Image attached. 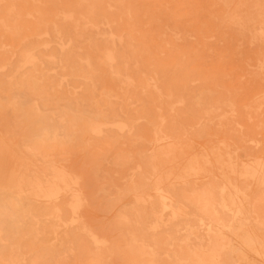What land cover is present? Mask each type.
I'll list each match as a JSON object with an SVG mask.
<instances>
[{
    "label": "bare ground",
    "instance_id": "1",
    "mask_svg": "<svg viewBox=\"0 0 264 264\" xmlns=\"http://www.w3.org/2000/svg\"><path fill=\"white\" fill-rule=\"evenodd\" d=\"M35 1L0 7V27L16 29L21 13L32 15L16 7ZM54 1L60 4L49 17L33 12L17 59L0 63L8 66L0 107L15 118L10 140L25 157L15 195L0 192V255L8 259L0 264H63L61 256H81L75 264H112L114 250L80 214L83 177L65 167L70 152L89 148L90 137L100 134L96 166L108 160L118 174L105 175L108 187L96 195L108 208L119 205L111 221L121 233L126 263L187 264L193 258L199 264H264V151L237 163L230 134L203 140L202 116L210 114L212 121L217 109L204 105L201 95L178 92L188 77L174 85L181 77L172 72L164 86L129 75V50L100 30L110 21L103 7L124 12L127 0ZM185 1L190 13L208 10L200 24L212 33L203 38L239 26L234 35L243 40L247 22L255 23L263 9V0ZM81 36L96 56L80 51ZM52 38L57 45L49 48ZM102 71L110 76L103 78ZM175 101L187 105L175 111ZM51 221L62 226L59 238H51Z\"/></svg>",
    "mask_w": 264,
    "mask_h": 264
},
{
    "label": "rangeland",
    "instance_id": "2",
    "mask_svg": "<svg viewBox=\"0 0 264 264\" xmlns=\"http://www.w3.org/2000/svg\"><path fill=\"white\" fill-rule=\"evenodd\" d=\"M13 3L20 5V0H0V7ZM59 4L54 0H37L27 3L26 7L17 6V11L30 10L32 15L21 13L16 29L0 27V63L17 59L21 47L20 40L29 33L28 21L33 20L35 11L49 17L52 9ZM262 5V14L257 21L247 22L243 40L234 35L241 30L239 26H232L222 34L203 38L205 30L202 29L200 22L207 20L208 10L194 8L196 13H190L187 11L185 0H127L124 12L116 5L103 7L104 11L108 12L110 21L101 23L100 30L107 35L112 33L116 38H121V45H125L129 50L134 62L133 65H129L128 72L135 81L148 78L150 82L167 86V80L172 72L181 77V80L173 83L174 85L184 82V78L188 77L187 86L180 88L178 92L201 95L204 105L217 109L212 121L210 114L202 116V122L205 123L202 139H215L223 134H230L235 147L232 150L233 157L237 163L247 164L254 154L260 155L264 151V0ZM210 33L212 32H205V35ZM76 41L84 54L97 55V51L87 38L81 36ZM99 41L104 42L102 39ZM56 45L57 41L53 38L46 42L49 48ZM7 71L8 66L0 68V89L3 88L1 78ZM101 76L107 78L110 75L102 71ZM219 98H224L225 101L217 106L215 104ZM246 102H250V105L244 107ZM184 105H187L185 101H175L171 104L175 111L181 110ZM14 127V116L0 107V131L4 133L0 135V192L9 196L15 195L17 176L25 158L24 149L19 151L13 147L10 140L9 135L12 134ZM102 137L101 134L93 135L90 137L89 148H82L75 154L70 152L69 157L65 159L68 162L65 167L69 165L83 177L84 184L80 191L87 196L83 194L86 199L80 214L92 229L100 231L107 245L114 250L111 263L128 264L127 256L121 253L124 245L121 233L112 222H116L119 205L108 208L105 200L96 195L100 186L108 187L104 183L105 175L118 174V169L108 160L100 168L96 166L98 161L93 150L99 148ZM197 185L202 186L203 183L199 181ZM73 187L79 186L76 184ZM62 200L60 197L53 203ZM127 200L129 199L125 198L122 205L128 204ZM37 202L42 206L50 204ZM67 223L72 225L74 222ZM49 225L53 230L51 238L55 239L56 236L59 238L62 235L59 233L61 224L51 221ZM52 242L54 240H51ZM174 248L177 249L178 246ZM66 249L63 253L68 254ZM60 259L63 264H75L74 259L83 258L61 256ZM0 260L8 259L6 255H0ZM30 260L31 258H26L27 263ZM249 260L257 262L256 258L251 257ZM161 264L173 262L163 260ZM187 264L199 263L192 258Z\"/></svg>",
    "mask_w": 264,
    "mask_h": 264
}]
</instances>
